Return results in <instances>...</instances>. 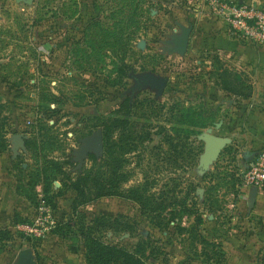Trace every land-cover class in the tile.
<instances>
[{"label":"rangeland","instance_id":"1","mask_svg":"<svg viewBox=\"0 0 264 264\" xmlns=\"http://www.w3.org/2000/svg\"><path fill=\"white\" fill-rule=\"evenodd\" d=\"M190 11L221 22L204 0H0V264L25 248L37 264H90L83 231L140 264H264V186L248 173L264 149L252 116L264 85L208 36L171 52ZM221 67L260 100L224 90ZM146 71L168 77L164 93L131 98L132 74ZM115 118L117 175L104 148H83ZM208 134L226 139L210 158ZM100 170L118 176L117 192L94 198L90 183L83 200L73 182Z\"/></svg>","mask_w":264,"mask_h":264},{"label":"trees","instance_id":"2","mask_svg":"<svg viewBox=\"0 0 264 264\" xmlns=\"http://www.w3.org/2000/svg\"><path fill=\"white\" fill-rule=\"evenodd\" d=\"M229 69L220 68L221 73L219 75L223 78L225 82L224 90H227L231 93L236 95H242L243 97L249 98L252 92V87L247 84V81L243 78L241 80V87L238 89H232V85L229 83L228 79L226 78ZM218 74V72L214 73ZM241 79V78H240ZM243 86H247L246 90L241 89ZM190 124L192 125H202L199 121H197L196 117L192 112H190ZM115 126L124 127V120L121 118H115L111 120L110 123L105 124V128L103 131V138H104V155H103V163L104 166L108 167L110 170V165L112 162V170L115 175L118 174V169L121 166V160L113 159L112 161V144L110 143V136L111 131L115 128ZM203 126V125H202ZM129 139L128 135L125 133L121 134V140ZM115 167H114V165ZM91 174H86L79 177L75 182H73V186L78 192V195L82 196L83 200H90V193L87 191L89 189L90 183L92 184L93 188L97 190V195L94 198H100L105 195H111L116 193V188H118V176L110 177L108 174V170L106 171H98L94 177H90ZM131 198L136 201H143L144 195H142L138 189H130ZM190 194V191L188 192ZM176 198V196H175ZM182 202V201H181ZM184 202V201H183ZM85 241H86V248H87V259L90 264H140L138 261L134 259V255L129 253L123 248L117 247L115 245H107L103 244L100 240L91 237L90 234L82 232Z\"/></svg>","mask_w":264,"mask_h":264},{"label":"crops","instance_id":"3","mask_svg":"<svg viewBox=\"0 0 264 264\" xmlns=\"http://www.w3.org/2000/svg\"><path fill=\"white\" fill-rule=\"evenodd\" d=\"M240 1H249V0H240ZM253 1L260 2L258 0H253ZM189 15H190V24L193 25V30L191 32V37H190V48L192 44L194 45L193 47L196 48L197 47L196 43L198 41L200 42L201 38L208 36L211 38L210 40H213L211 41L210 46L208 47L211 48V50L213 49V47H215L217 51L218 50L221 52L223 51L226 60L227 57L229 58L230 63L227 61V66L232 68L231 63L234 62L233 65L236 68L240 69L239 71L240 73L242 70L249 74L250 84L264 85V46L259 47L239 37H236L222 22H216V21L207 22L204 19L205 14L202 11L199 12L190 11ZM204 29L207 30L205 31ZM232 35H234L235 37L233 36L234 37L233 38ZM215 39L219 41L220 43L219 47L217 43H214ZM216 49L214 50L216 51ZM197 51L200 52L201 50L197 49ZM255 92H253V88H252L250 97H252V99L255 100L256 99L260 100L261 97H259V95H257ZM237 97H243V96L238 95ZM262 99H264V97H262L261 100ZM252 116L254 117L253 125L258 128H263L264 109H258L253 113Z\"/></svg>","mask_w":264,"mask_h":264},{"label":"built area","instance_id":"4","mask_svg":"<svg viewBox=\"0 0 264 264\" xmlns=\"http://www.w3.org/2000/svg\"><path fill=\"white\" fill-rule=\"evenodd\" d=\"M213 15L236 36L253 45L264 46V9L259 2L249 0H204ZM249 181L264 186V149L251 162Z\"/></svg>","mask_w":264,"mask_h":264},{"label":"water","instance_id":"5","mask_svg":"<svg viewBox=\"0 0 264 264\" xmlns=\"http://www.w3.org/2000/svg\"><path fill=\"white\" fill-rule=\"evenodd\" d=\"M179 26L181 28V33L174 35L172 40L169 41V43L172 44L170 51L179 55H184L187 53L190 47V37L193 30V25L190 24L185 26L179 23ZM132 77L135 81V84L131 88L132 90L148 87L156 92V97H160L164 93L169 81L167 76L156 74L152 71H146L141 74H132ZM18 138L22 140V137L15 135L14 139L16 144L19 143ZM85 142L86 144L83 146L84 151H87L90 148H94L95 151L103 150L104 148L103 135L101 131H97L92 138H86ZM225 142L226 139L223 137L214 134H208L205 156L207 158L214 157ZM14 264H37V262L32 250L27 248L20 250L17 261Z\"/></svg>","mask_w":264,"mask_h":264},{"label":"flooded vegetation","instance_id":"6","mask_svg":"<svg viewBox=\"0 0 264 264\" xmlns=\"http://www.w3.org/2000/svg\"><path fill=\"white\" fill-rule=\"evenodd\" d=\"M136 90V89H135ZM135 90H132L131 89V91H129V96L132 98V96H133V93L135 92ZM102 135H103V133H102ZM25 249H27V248H25Z\"/></svg>","mask_w":264,"mask_h":264}]
</instances>
